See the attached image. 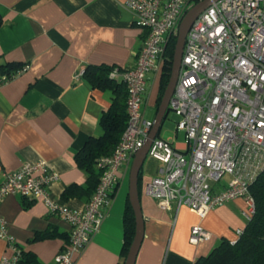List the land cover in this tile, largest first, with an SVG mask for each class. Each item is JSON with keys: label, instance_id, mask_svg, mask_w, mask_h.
Masks as SVG:
<instances>
[{"label": "crops", "instance_id": "crops-1", "mask_svg": "<svg viewBox=\"0 0 264 264\" xmlns=\"http://www.w3.org/2000/svg\"><path fill=\"white\" fill-rule=\"evenodd\" d=\"M125 1L0 0V77L16 74L0 87V183L22 164L44 159L58 174L48 186L50 196L72 209L85 208L92 194L74 155L90 136L102 133L99 117L112 94L75 76L88 66L124 69L135 64L147 30L136 24ZM25 64L27 69L17 74ZM162 65L146 75L142 110L152 121L163 94ZM114 78L123 83L121 75ZM158 137L185 149V134L175 126L163 131L161 127ZM159 165L149 157L140 170L144 236L135 264H194L222 240H237L247 222L242 214L245 199L204 212L188 207L163 210L145 193ZM129 169L127 164L120 169L101 226L74 255V264L122 261ZM70 187L72 192L66 193ZM0 217L28 255L24 264H53L55 254L68 242L70 226L49 213L40 198L7 195L0 202ZM195 224L210 231L211 238L192 244L189 234ZM7 252L0 237V258Z\"/></svg>", "mask_w": 264, "mask_h": 264}, {"label": "built area", "instance_id": "built-area-1", "mask_svg": "<svg viewBox=\"0 0 264 264\" xmlns=\"http://www.w3.org/2000/svg\"><path fill=\"white\" fill-rule=\"evenodd\" d=\"M198 1H125L147 35L135 64L110 72L111 77H122L128 120L111 154L97 160L101 174L83 210L50 196L48 186L58 174L44 159L22 164L6 173L0 183V202L16 193L40 198L49 213L70 226L68 242L55 254L53 264H74V255L99 230L120 169L131 164L153 123L142 110L146 75L160 67L169 35ZM27 67L23 65L16 73ZM15 75H2L0 87ZM168 110L178 117L175 128L185 134V149L161 137L151 141L147 156L160 165L146 183L145 193L167 211L188 207L204 212L243 198L247 209L242 214L249 220L254 212L250 185L264 170V0H217L198 15L185 38ZM0 237L8 250L0 264H20L24 250L1 217ZM210 238L211 232L200 224L190 228L192 244Z\"/></svg>", "mask_w": 264, "mask_h": 264}, {"label": "trees", "instance_id": "trees-1", "mask_svg": "<svg viewBox=\"0 0 264 264\" xmlns=\"http://www.w3.org/2000/svg\"><path fill=\"white\" fill-rule=\"evenodd\" d=\"M176 36H170L164 49V61L161 74V92H163L171 70L173 50ZM113 68L109 67H86L83 71L85 77L92 86L108 89L111 91V101L99 117L102 133L98 136H90L86 143L75 153L76 165L86 173V190L93 193L101 174L97 166V160L104 155L110 154L118 144L126 127L128 113L126 107L127 91L122 82H117L110 76ZM138 175V193L139 180ZM70 187L66 193H71ZM250 193L254 200V212L233 243L222 240L207 256L201 257L194 264H264V170L261 171L250 185ZM135 229L133 211L128 202L124 214V248L122 253L123 264L128 247L132 241ZM39 236H49L41 233ZM26 253L23 251L20 264L25 263ZM32 261L31 259L26 261Z\"/></svg>", "mask_w": 264, "mask_h": 264}, {"label": "water", "instance_id": "water-1", "mask_svg": "<svg viewBox=\"0 0 264 264\" xmlns=\"http://www.w3.org/2000/svg\"><path fill=\"white\" fill-rule=\"evenodd\" d=\"M215 1L217 0H199L187 9L176 27V40L167 84L159 102L150 131L143 145L134 153L130 164L128 200L134 215L135 229L123 264H135L136 256L144 236V219L138 193V175L147 156L148 147L151 141L155 137H158L160 129L167 117L169 100L177 82L187 32L198 15Z\"/></svg>", "mask_w": 264, "mask_h": 264}, {"label": "rangeland", "instance_id": "rangeland-1", "mask_svg": "<svg viewBox=\"0 0 264 264\" xmlns=\"http://www.w3.org/2000/svg\"><path fill=\"white\" fill-rule=\"evenodd\" d=\"M170 36H173V37L176 36V30H175V32L171 33L169 35V37ZM177 120H178V117L173 112L168 111L167 117H166V119H165V121L163 123V126H162V131L165 130L166 128H168V127H169V129L174 127ZM148 158H146V160L144 161V163L142 165V170L144 169V167L147 166Z\"/></svg>", "mask_w": 264, "mask_h": 264}]
</instances>
